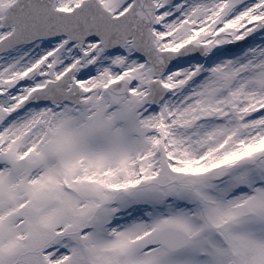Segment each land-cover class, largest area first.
<instances>
[{"label": "snow or ice", "instance_id": "obj_1", "mask_svg": "<svg viewBox=\"0 0 264 264\" xmlns=\"http://www.w3.org/2000/svg\"><path fill=\"white\" fill-rule=\"evenodd\" d=\"M0 264H264V0H0Z\"/></svg>", "mask_w": 264, "mask_h": 264}]
</instances>
